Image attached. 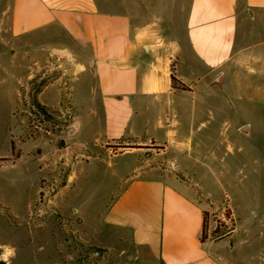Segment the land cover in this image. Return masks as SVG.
<instances>
[{"label": "crops", "instance_id": "obj_1", "mask_svg": "<svg viewBox=\"0 0 264 264\" xmlns=\"http://www.w3.org/2000/svg\"><path fill=\"white\" fill-rule=\"evenodd\" d=\"M0 25L32 58L59 51L72 59L64 65L75 73L76 117L65 158L74 186L88 181L83 157L101 159L93 142L130 145L105 166L120 180L106 206L97 207L94 194L80 199L95 226L102 217L130 231L141 251L123 264H235L242 245L234 236L203 238L206 205L192 183L150 163L130 176L126 164L152 145L198 157L192 123L230 122V108L264 106V0H154L135 14L100 0H3ZM53 84L39 93L43 104H60ZM69 186L56 199L65 211L76 209Z\"/></svg>", "mask_w": 264, "mask_h": 264}, {"label": "rangeland", "instance_id": "obj_2", "mask_svg": "<svg viewBox=\"0 0 264 264\" xmlns=\"http://www.w3.org/2000/svg\"><path fill=\"white\" fill-rule=\"evenodd\" d=\"M100 1L113 12L134 14L138 5L147 10L154 2ZM2 8L0 0V15ZM6 29L0 25V159L10 160L0 161V264H123L137 257L141 250L129 230L106 225L102 217L95 226L94 211L80 201L94 194L96 206H106L120 180L110 171L107 175L105 166L131 150L130 145L93 142L102 150L101 159L83 157L87 168L82 171L88 181L74 186L73 167L65 158L76 117V107L67 99L68 93L72 98L75 73L64 65L72 59L59 51L32 58L23 43L6 39ZM47 69V77L40 80L39 73ZM59 76L62 80L57 82ZM52 83L62 90L55 106L39 99ZM249 109L230 108L228 113L235 118L230 122L192 123L194 144L203 146L198 157L186 158L184 153L152 145L139 150L126 166L130 176L150 163L165 175L188 180L206 205V238L234 236L242 245L235 253V264H264V106L257 103ZM246 124L251 127L249 135L240 131ZM221 130L226 131L224 137ZM206 134L208 138L201 137ZM62 139H66L64 146ZM52 159L54 169L49 170ZM68 183L77 200L76 209L65 211L56 199Z\"/></svg>", "mask_w": 264, "mask_h": 264}, {"label": "trees", "instance_id": "obj_3", "mask_svg": "<svg viewBox=\"0 0 264 264\" xmlns=\"http://www.w3.org/2000/svg\"><path fill=\"white\" fill-rule=\"evenodd\" d=\"M173 80H174V83L177 82V79L175 78V76H172ZM15 147L12 143V152L14 151ZM10 158H1L0 161H9ZM206 218H205V221H204V228H203V238L206 239ZM3 264V263H2Z\"/></svg>", "mask_w": 264, "mask_h": 264}, {"label": "water", "instance_id": "obj_4", "mask_svg": "<svg viewBox=\"0 0 264 264\" xmlns=\"http://www.w3.org/2000/svg\"><path fill=\"white\" fill-rule=\"evenodd\" d=\"M250 124H246V125H243L241 128H240V131L246 135H249L250 134ZM66 144V139H62L61 140V145L64 146Z\"/></svg>", "mask_w": 264, "mask_h": 264}, {"label": "flooded vegetation", "instance_id": "obj_5", "mask_svg": "<svg viewBox=\"0 0 264 264\" xmlns=\"http://www.w3.org/2000/svg\"><path fill=\"white\" fill-rule=\"evenodd\" d=\"M56 68H57V66H56ZM48 70L49 69H47L46 71H41L39 74H40V80H42L44 77H47V75L46 74H48L47 72H48ZM33 78V77H32ZM58 78V77H57ZM39 80V79H38Z\"/></svg>", "mask_w": 264, "mask_h": 264}, {"label": "built area", "instance_id": "obj_6", "mask_svg": "<svg viewBox=\"0 0 264 264\" xmlns=\"http://www.w3.org/2000/svg\"><path fill=\"white\" fill-rule=\"evenodd\" d=\"M58 66H60V65H58ZM67 95H68V98L67 99H72L71 96H70V93H68Z\"/></svg>", "mask_w": 264, "mask_h": 264}]
</instances>
